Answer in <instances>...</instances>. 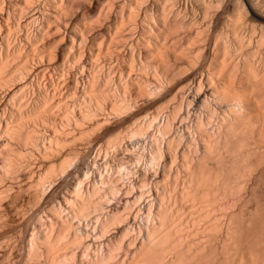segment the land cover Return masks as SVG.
I'll return each mask as SVG.
<instances>
[{
  "label": "bare ground",
  "instance_id": "obj_1",
  "mask_svg": "<svg viewBox=\"0 0 264 264\" xmlns=\"http://www.w3.org/2000/svg\"><path fill=\"white\" fill-rule=\"evenodd\" d=\"M237 0H0V264H264V19Z\"/></svg>",
  "mask_w": 264,
  "mask_h": 264
},
{
  "label": "snow or ice",
  "instance_id": "obj_2",
  "mask_svg": "<svg viewBox=\"0 0 264 264\" xmlns=\"http://www.w3.org/2000/svg\"><path fill=\"white\" fill-rule=\"evenodd\" d=\"M236 6L242 16L248 12L253 15L259 13V18L264 19V0H237Z\"/></svg>",
  "mask_w": 264,
  "mask_h": 264
}]
</instances>
